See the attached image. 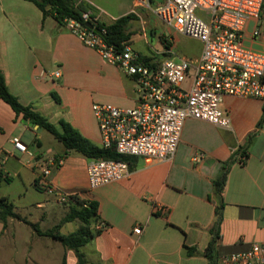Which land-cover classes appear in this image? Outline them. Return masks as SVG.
Instances as JSON below:
<instances>
[{
	"label": "crops",
	"instance_id": "0c3cea01",
	"mask_svg": "<svg viewBox=\"0 0 264 264\" xmlns=\"http://www.w3.org/2000/svg\"><path fill=\"white\" fill-rule=\"evenodd\" d=\"M160 1L151 0V4ZM78 2L86 7L84 14L104 24L131 15L125 25L126 42L143 59L162 61L171 52L191 57L176 53L177 33L150 8L136 7L134 0ZM252 26V22L246 26V43L264 54V39L251 36ZM201 51L202 47L199 54ZM0 69L9 90L22 104L32 105L59 131L64 120L100 146L92 104L136 105L137 84L132 76L106 62L67 25L44 16L28 0H0ZM57 70L59 77L53 76ZM263 105L257 98L225 96L222 106L230 117L229 128L188 118L172 161L133 157L128 162L129 176L88 191L87 167L92 158L66 153L54 136V142L44 145L41 137L46 130L39 133L0 98V197L12 201L17 212L43 232L57 226L77 203L59 204L36 186L44 161L54 157L59 163L47 180L63 190L82 192L83 200L97 203V215L90 220L93 236L80 247L81 259L62 244L58 264H210L207 249L221 207L214 243L217 264L219 255L244 252L252 244L264 242ZM16 135L27 144L28 152L14 148L10 140ZM241 150L247 152L245 162L231 163L220 197L214 180L224 163ZM198 155L201 157L196 159ZM156 203L168 211H155ZM71 222L75 228L66 229ZM81 225L80 219L64 222L59 233L71 234ZM139 225L144 229L136 234ZM23 226L31 231L24 233ZM11 227L9 247L24 242L25 258L31 239L48 237L38 235L23 221L9 219L7 226L0 220V239Z\"/></svg>",
	"mask_w": 264,
	"mask_h": 264
},
{
	"label": "built area",
	"instance_id": "2783aa9c",
	"mask_svg": "<svg viewBox=\"0 0 264 264\" xmlns=\"http://www.w3.org/2000/svg\"><path fill=\"white\" fill-rule=\"evenodd\" d=\"M134 3L136 7L150 8L173 32L201 42V53L191 58L171 52L162 61H149L128 42L121 49L106 43L105 28L98 34L71 19L66 25L85 45L132 76L137 84L133 107L92 104L101 146L149 162H170L188 118L229 128L230 117L222 106L225 96L264 101V54L243 47L249 22L253 23L251 36L264 39V0H162L154 6L151 0ZM83 16L89 19L88 13ZM94 21L91 20L93 25ZM53 76L59 77L60 71ZM10 141L20 153L28 152L20 136ZM56 163L59 162L54 157L46 158L36 185L62 205L83 200L82 192L63 190L47 180ZM129 174L127 161L92 158L87 167V190L120 181ZM154 210L168 211L158 203ZM143 229L139 225L134 233L141 234ZM217 264H264V242L254 243L244 252L219 255Z\"/></svg>",
	"mask_w": 264,
	"mask_h": 264
},
{
	"label": "trees",
	"instance_id": "16d2710c",
	"mask_svg": "<svg viewBox=\"0 0 264 264\" xmlns=\"http://www.w3.org/2000/svg\"><path fill=\"white\" fill-rule=\"evenodd\" d=\"M33 2L43 13L44 16H53L61 25H66L67 20L71 19L82 26H86V22L92 18L89 15V19H85L83 14L86 7L80 4L79 0H28ZM131 18V15L119 18L112 24H104L94 21V26L101 29L105 28L106 33L103 39L106 43L115 46L118 49L123 47V43L129 39L128 34L125 33V25ZM0 98L9 104L17 115H22L23 119L33 124L42 127L44 130L51 133L57 140H59L66 149V153L69 151L77 152L88 158H104V159H116L121 161L131 162L135 156H124L118 154L114 148H104L100 145L93 143L88 138L84 137L79 130L74 128L70 123L62 120L60 125L62 131H59L54 124L49 122L40 112L36 111L32 105L22 104L18 97L11 93L9 90L4 75L0 69ZM263 117H264V105H263ZM39 143V140H36ZM247 156L245 150H241L239 155L232 157L222 166L218 177L214 180L215 192L222 197V193L226 184L228 169L232 162L235 160L244 163L243 157ZM40 188L38 185H36ZM222 206V205H221ZM98 207L95 202H87L85 200H78L77 206L70 208L67 216L54 228L43 232L37 223H32L26 218L22 217L16 210V207L12 201L6 197H0V220L7 226L9 219H17L29 224L38 235H45L53 237L59 240L65 247L73 249L78 258L81 259L80 247L88 243L89 239L93 236V232L90 229V220L97 215ZM218 219L212 232L214 238L210 242L207 249V256L210 259V264H215L214 260V243L218 234V229L221 223V207L217 208ZM74 219H80L82 225L79 229L71 234L63 235L59 233L60 226L67 221ZM64 264V263H63Z\"/></svg>",
	"mask_w": 264,
	"mask_h": 264
},
{
	"label": "rangeland",
	"instance_id": "374dc122",
	"mask_svg": "<svg viewBox=\"0 0 264 264\" xmlns=\"http://www.w3.org/2000/svg\"><path fill=\"white\" fill-rule=\"evenodd\" d=\"M174 38L176 41V53L185 54L191 57H196L199 54L202 44L198 40L180 34L174 35ZM246 39L247 38L244 37L243 47L258 52L257 50L247 45ZM41 141L44 145L47 146L50 142H54L55 139L53 135H51L49 132L44 131L41 137ZM68 228H75L74 223H69L66 229ZM13 230V227H11L8 230V233H5L0 239V264H22L24 260H26L27 264H58V262L61 260L63 253V245L59 240L50 236L41 237L36 235V237L31 239L29 243H27L29 256L27 258L22 257V253L25 250L24 242H17V248L9 247L10 234ZM22 230L24 233H27L31 231V228L23 226Z\"/></svg>",
	"mask_w": 264,
	"mask_h": 264
},
{
	"label": "water",
	"instance_id": "95a60500",
	"mask_svg": "<svg viewBox=\"0 0 264 264\" xmlns=\"http://www.w3.org/2000/svg\"><path fill=\"white\" fill-rule=\"evenodd\" d=\"M86 27H88V28H90V29H93V30H94L96 33H98V34H101V30H100L99 28H97V27H94L93 23L90 22V21L86 22ZM31 125H33L34 128H36L37 131H38L39 133L43 130L42 127H39V126L36 125V124L31 123Z\"/></svg>",
	"mask_w": 264,
	"mask_h": 264
}]
</instances>
